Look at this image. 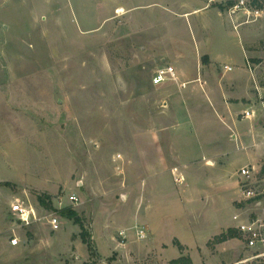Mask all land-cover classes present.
Returning <instances> with one entry per match:
<instances>
[{"label":"rangeland","instance_id":"obj_1","mask_svg":"<svg viewBox=\"0 0 264 264\" xmlns=\"http://www.w3.org/2000/svg\"><path fill=\"white\" fill-rule=\"evenodd\" d=\"M251 1L263 14L237 31L162 0H0V264H264L233 221L264 220V0ZM167 64L186 88L152 83ZM244 67L252 95L231 97ZM17 201L39 220L23 224Z\"/></svg>","mask_w":264,"mask_h":264},{"label":"built area","instance_id":"obj_2","mask_svg":"<svg viewBox=\"0 0 264 264\" xmlns=\"http://www.w3.org/2000/svg\"><path fill=\"white\" fill-rule=\"evenodd\" d=\"M229 17L234 22V16L237 14H242L241 17H246L245 22H249L251 19H257L262 16L263 11L252 4L251 0H238L234 5H232L227 11ZM243 17V18H244ZM243 23L238 22L234 25V28L238 30ZM226 70H232L231 66L225 65ZM176 83L182 88H186L189 81H181L179 72L177 68L172 64L164 65L156 70L154 77L152 78V83L154 85H162L167 83ZM246 118H253L255 112L253 110L244 111ZM241 175L244 178L243 182V194L246 198H251L255 195V191L251 184L253 183L254 170L249 165H246L240 169ZM179 178L178 180H180ZM70 201L73 203H78L79 198L76 195L70 196ZM11 210L18 216L23 224L30 225L39 220L38 212L33 205H26L24 202L17 201L11 205ZM234 222H236L237 229L244 234L246 237L248 246L258 247L264 246V220L262 219H245L240 213H236L233 217ZM49 223L53 230H58L60 228L59 218L56 216H50ZM122 235L124 231L120 232ZM138 236L140 238L146 237V230L141 228L138 230ZM247 261L243 260L237 264H245Z\"/></svg>","mask_w":264,"mask_h":264},{"label":"crops","instance_id":"obj_3","mask_svg":"<svg viewBox=\"0 0 264 264\" xmlns=\"http://www.w3.org/2000/svg\"><path fill=\"white\" fill-rule=\"evenodd\" d=\"M162 1H164L167 6L173 5V7L176 6V8H179V9H177L178 12H179L178 14L183 16V17H192V16H195V15H198V14L202 13L204 10L207 11V10H211L212 9V11H215L214 9H216V12L218 13V15L220 17H225L226 18V23L228 22L233 27V30H236L234 28V25L241 21V14H237V15L234 16L235 24L233 23L232 19L229 17V15L227 13V9H225V8H227V7L232 5L230 0H162ZM220 5H222L223 7L226 6V5L227 6L225 8H222V7H220ZM241 27H243V25ZM241 27L237 31H239L241 29ZM245 30L246 29L243 30V34L244 35H245V33L247 34V31H250V28H247L246 31ZM206 36H208V35H205L203 37L204 40H205ZM250 42H251V39H250V35H249L247 41L245 42V44H248ZM245 49H247V48L245 47ZM201 55H205V57L206 56L208 57L210 63H209L208 66H205V67L206 68L208 67L207 69L210 70L211 72L212 71L213 72L216 71V67H215L216 65L222 64V63H217L215 61V59H213L211 54L209 52H206V49H203L200 46V56ZM224 67H223V69H224L225 73H228V72L230 73L234 69V68H232V70L228 71ZM244 69L245 70H242V74L243 75L241 74L240 77L238 76V77H235V78H231V80L229 82V84H230L229 96L232 97V96L235 95V93H238L239 92L238 89L243 86L242 85L243 83H246V84H245V88L242 91L245 93V95H247V94H251L252 95V92H251L252 90H251V88L249 86L250 81H251L250 80L251 79L250 78V74H249L248 70L246 69V67H244ZM246 76L248 77L247 81L244 79V77H246ZM208 91L210 92V90H208ZM210 93H212V92H210ZM255 94H256V92H255ZM175 97H176V95H175ZM235 99H238V96H236ZM214 100L217 103L220 102L219 99H214ZM254 117L250 118V120H253ZM243 119H248V118L243 117ZM256 123L257 122L254 123V121H253L252 122L253 126L250 129L253 135H255L256 131H257V124L258 123L257 124ZM247 160L248 161L243 163V164L250 163L249 160H251V159H247ZM210 165H212V161L210 162ZM244 166H246V165H244ZM244 166H242V167H244ZM233 217H234V215H233ZM233 221H234V219H233Z\"/></svg>","mask_w":264,"mask_h":264},{"label":"trees","instance_id":"obj_4","mask_svg":"<svg viewBox=\"0 0 264 264\" xmlns=\"http://www.w3.org/2000/svg\"><path fill=\"white\" fill-rule=\"evenodd\" d=\"M220 7L224 8L222 5H220ZM46 200L42 199L40 197V200L43 204L47 205L48 207L52 206V199L50 196H45ZM68 215V217L70 218H74V212L72 211H67L66 213ZM76 219V218H75ZM77 222H79V220L76 219ZM82 228H84V224L80 223ZM238 230L235 228H230L227 230V232L221 234L220 236H217L218 241L223 242L226 241L232 237H235L237 235ZM82 239L84 241V243H86L89 246V249L91 251L94 250L93 247V242L90 238H88V236L86 234H84V231L82 233ZM170 264H194L192 258L190 256H180L178 258H174L170 261Z\"/></svg>","mask_w":264,"mask_h":264}]
</instances>
